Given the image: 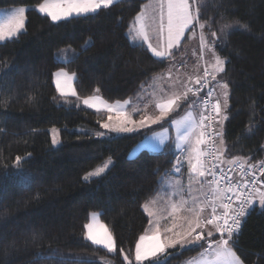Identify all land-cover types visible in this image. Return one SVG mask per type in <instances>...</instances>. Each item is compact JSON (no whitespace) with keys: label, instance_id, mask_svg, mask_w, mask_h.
<instances>
[{"label":"trees","instance_id":"trees-1","mask_svg":"<svg viewBox=\"0 0 264 264\" xmlns=\"http://www.w3.org/2000/svg\"><path fill=\"white\" fill-rule=\"evenodd\" d=\"M40 2L0 0V10L20 6L28 9L25 30L18 38L0 43V264H64L61 256L74 264H127L123 255L134 264L135 245L149 223L143 205L154 196L163 173L171 170L175 153L166 147L164 154L143 150L134 158L128 155L144 137L167 127L168 121L175 119L178 112L181 114L183 107L161 124L143 128L136 134L97 136V132L103 133L100 125L108 117L70 105L68 100L72 98L57 94L53 74L61 69L75 73L74 89L80 99L98 95L109 102L129 100L140 107L142 102L161 98L164 93L160 89L155 90V96L151 95L154 90L151 86L154 78L167 70L169 61H159L145 46H133L127 35L129 25L148 0H125L95 16L73 17L57 23L35 10ZM221 12H227L229 18L240 17L252 29L251 33L233 34L229 45L218 49L221 56L230 58L225 65L231 95L228 119L222 127L224 139L232 155L261 161L264 160V38H261L264 0H222L221 5L209 0L202 14L215 22ZM189 33L173 51L176 59L186 60L193 67L190 54L199 50V30L192 43ZM89 39L92 44L86 47L85 41ZM62 49L68 50L67 63L58 59ZM179 65L180 78L184 69ZM202 72L203 68L196 67V74ZM97 87L100 93H95ZM190 87H196L194 82ZM253 101L254 116L249 110ZM250 123H255V127L249 133ZM53 128L58 130L57 148L51 144ZM17 156L23 158L22 171L28 177L27 182L16 175ZM109 157L112 166L106 174L90 183L83 181L87 172ZM185 175L184 166L182 177ZM249 211L234 250L243 264H264L260 255L264 254V210L254 206ZM92 212L101 213L100 222L113 234L117 245L113 255L84 238L83 226ZM190 248L193 250L171 255L169 264H183L200 251L195 246ZM53 253L57 255L52 261L38 259V254Z\"/></svg>","mask_w":264,"mask_h":264},{"label":"snow or ice","instance_id":"snow-or-ice-1","mask_svg":"<svg viewBox=\"0 0 264 264\" xmlns=\"http://www.w3.org/2000/svg\"><path fill=\"white\" fill-rule=\"evenodd\" d=\"M124 2L125 0H42L35 10L48 17L51 22L57 23L73 17L95 16L101 10H109ZM212 2L214 5L222 4V0ZM208 4L209 0H148L134 17L127 33L133 46L143 48L147 44V50L151 51L152 56L163 62L175 60L176 53L173 49L179 47L186 31H191L196 36L199 29V59H204L206 50L211 54V62H206L208 66L203 68L201 75L189 77V83L194 82L196 87L180 82L183 91H173L171 95L163 87L160 88L164 95L155 103L159 114L144 115L139 120L126 113L124 105L130 103L128 100L123 105L118 101L112 106L100 96L90 95L82 101L85 106L94 108L97 112L103 108L114 113L108 116L107 122L100 125L107 132H97V136L112 132L134 133L142 128L161 124L174 110L181 107L184 109L183 116L169 120L168 126L162 127L160 131L154 130L153 135L147 137L139 146L149 147L157 154H164L167 147L175 153V163L170 171L163 173L157 182L154 196L143 205L144 210L148 211L150 203L164 201L165 209L161 216L164 223L161 224L158 220L150 235L139 237L135 246L136 264H144L145 261L169 264L171 255L193 250L189 245H194L200 251L198 258L193 257L186 264H243L234 250L238 245L242 223L257 202L264 210V180L260 179L264 177V160L253 162L251 156L232 155L225 142L221 124L222 120L228 119L226 112L229 107L231 82L225 79V65L230 62V58L221 56L218 49L227 47L233 34L251 33L252 29L248 22L238 16L229 18L227 12H221L215 22L211 17L205 19L202 12ZM27 11L24 6H20L0 16V42L18 38L25 30ZM149 29H154L161 39H164L166 33V43L154 46L149 40ZM91 44V39L85 41L86 47ZM236 55L239 53L236 52ZM58 59L69 62L68 50H60ZM6 74L5 72L4 75ZM54 75L60 97L74 96L80 100L71 85L75 73L69 74L61 69ZM167 75L170 78L171 68ZM155 79L164 80L165 75L160 74ZM210 85L211 89L204 92ZM171 86L170 84L169 87ZM143 87L141 85V89ZM217 88L221 90L219 95ZM94 91L100 93L101 89L97 87ZM155 94L154 89L151 95ZM189 94L194 98H190ZM32 99L34 97H29V100ZM147 107L146 104L145 109ZM255 108L253 101L249 105L253 116ZM254 127L255 123H250L247 131L252 132ZM173 129L175 139L170 142V131ZM51 132L52 144L56 145L59 142L56 139L58 130L53 128ZM22 159L20 156L16 157V175L21 177L22 182H27L28 177L22 171ZM185 161L188 167L187 187L181 179ZM111 164L112 159L109 157L101 166L87 172L82 178L83 181L90 183L93 178L102 176ZM224 165L228 167L225 168ZM233 172L238 174V179L229 174ZM156 174H160L159 169ZM100 215L98 212L89 215V222L83 226L84 238L92 245L101 246L107 253H116V241L108 227L100 222ZM35 239L36 236L33 241ZM177 245L180 246L177 253H166V249L176 248ZM161 253L165 255L159 256ZM56 255L38 254V259L52 261ZM260 255L264 257V254ZM60 258L64 264H74L63 256ZM124 260L132 264L126 255Z\"/></svg>","mask_w":264,"mask_h":264},{"label":"rangeland","instance_id":"rangeland-1","mask_svg":"<svg viewBox=\"0 0 264 264\" xmlns=\"http://www.w3.org/2000/svg\"><path fill=\"white\" fill-rule=\"evenodd\" d=\"M148 3V2H147ZM36 7V6H35ZM34 7V8H35ZM15 8H13V9H6V10H0V16H2L3 15V13H5V12H10V11H12V10H14ZM142 10V9H141ZM151 11V9H149V12ZM61 22V21H60ZM199 30V29H198ZM197 30V31H198ZM187 32H190L189 33V41H190V43H192L193 42V40H194V38L196 37V36H193L192 34H191V31H186L185 32V34H184V38H185V35L187 34ZM148 35H149V40L153 43V45L154 46H157L158 44H163V43H166V33H165V37H164V39H161L159 36H158V34L156 33V31L154 30V29H149V33H148ZM183 40V39H182ZM181 40V41H182ZM0 43H2V42H0ZM181 43V42H180ZM146 48H147V44H145L144 45ZM198 47H199V50H195V51H193L191 54H190V57L192 58V62H193V64H195L194 66L195 67H198V68H205V67H207L208 65H207V63L206 62H211V54L210 53H207L206 52V50H205V54H204V59L203 60H200L199 59V56H200V41H199V35H198ZM185 49H187V47H185ZM149 51V50H148ZM150 53H151V51H149ZM152 54V53H151ZM181 54V53H180ZM177 57V56H176ZM176 57H175V59H176ZM173 61L174 60H172V61H169V63H168V68H167V70L168 69H170V67H169V64L170 63H173ZM184 61V62H183ZM186 62V60H182L181 61V63H179V64H181V65H183V69H184V72H182L183 73V75L184 76H181L180 77V79H181V81L183 82V83H186V82H189V78H188V75L190 74V73H195V70H194V66L193 67H190L191 65H192V63L191 64H187V63H185ZM198 63V64H197ZM178 64V65H179ZM58 71H60V70H58ZM58 71H56V72H58ZM55 72V73H56ZM54 73V74H55ZM53 74V85H54V87H55V90H56V92H57V94L60 96V94H59V92L57 91V88H56V83H55V80H56V77H55V75ZM166 81L167 80H165L164 81V85L166 86L167 84H166ZM190 84V83H189ZM71 85H72V88L74 89V79L71 81ZM166 89L169 91L167 94H171L173 91H175L176 90V88H169V87H167L166 86ZM75 90V89H74ZM218 92H219V94H220V92H221V90L220 89H216ZM182 91V90H181ZM63 98H72V100H68V101H70L69 102V104L70 105H72V106H74V107H76V108H81V109H86V110H89V111H92V112H95V113H100V114H105L107 117L111 114V115H114V113H109V112H107L106 110H104L103 108L101 109V111H99V112H97L96 111V109H94V108H88L87 106H85L84 104H83V98H81L80 100H77V98H75L74 96H67V97H63ZM103 101H105V102H107L108 104H110V105H112V106H115L116 105V102H118V101H114V102H109V101H106V100H104V99H102ZM129 101V100H128ZM120 103H121V105H123V102L124 101H119ZM130 103L128 104V105H124V109H125V111H126V113L128 114V115H130V116H132V117H135L134 119H137V120H139L142 116H144V115H147V113L145 114V112H148L149 110V107H150V102L151 101H147L146 103H141L142 104V106H138V105H136L135 103H133V102H131V101H129ZM148 105V107H147V109H145V105ZM140 109L139 111H137L136 109ZM228 110V109H227ZM157 112H158V110H157ZM138 116H137V115ZM159 114V113H158ZM184 115V110L182 111V113L180 114V112H178L176 115H175V119H179L181 116H183ZM167 119V118H166ZM107 122V121H106ZM224 120H222L221 121V124H222V127L224 126ZM146 128V127H145ZM143 129V128H142ZM142 129H140V130H142ZM139 130V131H140ZM139 131H137V132H134V133H114V132H112V133H108V135H111V136H115V137H121V136H128V135H132V134H136V133H138ZM160 131V130H159ZM102 132L104 133V132H107V130L106 129H104V128H102ZM153 135V133H151L150 135H148V136H146V137H144L136 146H134L133 148H132V150L129 152V158H134L137 154H139L141 151H143V150H145V151H148V152H150V153H154L155 154V152H152L151 150H150V148L149 147H143V148H141V147H139L143 142H145L146 141V138L147 137H150V136H152ZM50 136H51V138H53V134H52V132L50 131ZM56 139L59 141V138H58V135L56 136ZM172 139H175V131H174V129L173 130H171L170 131V142H171V140ZM52 144V143H51ZM59 142L56 144V145H53L52 144V146H53V148H57L58 146H59ZM186 162V161H185ZM102 165V164H101ZM100 165V166H101ZM111 166H112V164H111ZM110 166V167H111ZM110 167H109V169H110ZM108 169V170H109ZM108 170H106V172L104 173V174H106L107 172H108ZM185 171H186V175L184 176V178L183 177H181V179H182V182H183V184L185 185V187H187V183H188V180H187V173H188V167H187V162H186V165H185ZM103 174V175H104ZM96 178V177H95ZM195 194V193H194ZM153 207H152V206ZM259 209H261L259 206H258V202H257V205H256ZM164 209H165V203H164V201H157L156 203H150V206H149V210L148 211H146L145 212V214L147 215V217H148V219H149V223H148V227H147V229H146V231H145V233H144V235L145 234H151V232L153 231V225L159 220V222L161 223V224H163L164 223V220H162L161 219V216L164 214ZM149 213H152L151 215L149 214ZM88 222H89V220H88ZM151 222V223H150ZM139 241V240H138ZM137 241V242H138ZM88 242H90V241H88ZM91 243V242H90ZM137 244V243H136ZM93 246H96V247H100V248H102L101 246H97V245H93ZM136 246V245H135ZM194 245H189L188 247L190 248V247H193ZM180 248V246L179 245H177L176 246V248H169V249H166V251H174V250H178ZM110 255H113L114 253H109ZM135 254V253H134ZM158 255H160V254H158ZM193 257H196V258H198V254L197 255H195V256H193ZM192 257V258H193ZM123 258H124V255H123ZM125 261V260H124ZM125 262H127V264H128V261H125ZM145 262H148V261H145ZM144 262V263H145ZM133 263L134 264H136V262H135V257L133 258ZM184 264H186V263H184Z\"/></svg>","mask_w":264,"mask_h":264},{"label":"crops","instance_id":"crops-1","mask_svg":"<svg viewBox=\"0 0 264 264\" xmlns=\"http://www.w3.org/2000/svg\"><path fill=\"white\" fill-rule=\"evenodd\" d=\"M180 58L178 59H176L175 61H173V63H170L169 64V67L171 68V75H170V78L168 77V73H169V69L168 70H166L163 74L165 75V79L164 80H160V79H155L154 81H153V83H152V86H151V88L153 87V89H160V88H164V89H166V86L167 87H169V85L171 84L172 86L171 87H169V88H176V90L175 91H183V88H182V86H181V83L180 82H182L181 80H180V78H179V69H177L180 65H178L177 64V62H180ZM182 61V60H181ZM172 65H175V67H172ZM190 67H192V66H190ZM194 70H195V73H190L189 75L191 76V77H194V74H195V77L198 75V74H196V67H194ZM182 76H184L183 74H181ZM165 80H167L166 81V86L164 85V81ZM193 83V82H192ZM192 83H190L189 84V82H186V83H184V84H187L189 87L191 86V84ZM166 91H167V93L169 92L167 89H166ZM158 93H159V91H158ZM168 95H171V94H168ZM155 103H156V101L154 102V101H151L150 102V107H149V111L148 112H145V114L147 113V115H151V116H155V115H158V112H157V110L158 109H156L155 108ZM182 103V102H181ZM184 110V109H183ZM175 111V110H174ZM174 111L172 112V113H170L169 114V116L171 115V114H174ZM162 122H164V121H162ZM161 122V123H162ZM155 125H157V124H155ZM151 126H154V125H151ZM186 165V162L184 163V166ZM182 172H183V169H182ZM216 235H218V234H216ZM198 255H199V253H198ZM188 261V260H187ZM184 263H186V261L184 262ZM183 263V264H184Z\"/></svg>","mask_w":264,"mask_h":264},{"label":"built area","instance_id":"built-area-1","mask_svg":"<svg viewBox=\"0 0 264 264\" xmlns=\"http://www.w3.org/2000/svg\"><path fill=\"white\" fill-rule=\"evenodd\" d=\"M208 91V89H206ZM225 168H227L228 166L227 165H224ZM230 175H232L235 179H238V174L233 172V173H229ZM257 175H259V173L257 172ZM262 177H260L261 179ZM259 187V185H257Z\"/></svg>","mask_w":264,"mask_h":264}]
</instances>
